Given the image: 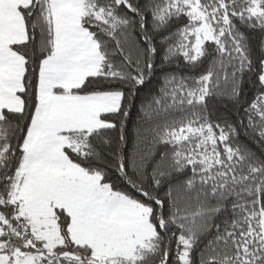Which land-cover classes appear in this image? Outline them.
Segmentation results:
<instances>
[{
    "label": "snow or ice",
    "instance_id": "6c2138e0",
    "mask_svg": "<svg viewBox=\"0 0 264 264\" xmlns=\"http://www.w3.org/2000/svg\"><path fill=\"white\" fill-rule=\"evenodd\" d=\"M0 264H264V0H0Z\"/></svg>",
    "mask_w": 264,
    "mask_h": 264
}]
</instances>
